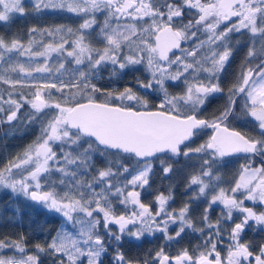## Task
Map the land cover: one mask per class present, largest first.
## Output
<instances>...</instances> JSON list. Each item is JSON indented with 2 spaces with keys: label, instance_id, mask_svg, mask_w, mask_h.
<instances>
[{
  "label": "snow or ice",
  "instance_id": "1",
  "mask_svg": "<svg viewBox=\"0 0 264 264\" xmlns=\"http://www.w3.org/2000/svg\"><path fill=\"white\" fill-rule=\"evenodd\" d=\"M30 3L35 14L66 11L83 22L76 30L32 27L27 43L20 36H0V85L7 86L6 96L0 92V122L17 120L27 104L29 119L42 123L36 142L0 168V187L61 214L67 226L46 244L34 245L32 252L23 237L0 239V253H18L0 254V264H45V259L51 264H103L113 242L111 264H264V240L242 242L250 222L264 231V210L245 205L251 201L264 207V0ZM25 15L24 0H0V23ZM93 32L102 47L88 40ZM235 34L248 37V52L225 90L222 75L233 54L230 42ZM66 63L75 67L66 68ZM137 65L150 74L147 83L138 80V85L162 94L155 108L131 86L117 94L93 83L106 67L116 75L125 69L139 71ZM166 81L183 83L182 94L170 95ZM217 96L224 98L222 108L210 118H200L209 98ZM241 117L255 122L260 138L229 126ZM205 129H211L209 138L191 147ZM161 154L202 160L188 181L189 188L196 186L198 197L211 192L201 228L194 226L188 203L179 210L170 207L171 193L155 196V210L142 202L152 161ZM236 154H244L248 163L226 190L219 187L213 167ZM107 156L122 160L109 161ZM96 157L104 158V168L95 167ZM256 157L261 158L259 166H253ZM126 160H135L136 167L130 168ZM162 171L167 174L172 168ZM213 205L223 206L215 223L209 218ZM117 206L124 211L118 214ZM234 212L240 214L239 222ZM228 222L231 227L225 231L222 225ZM172 225L174 235L169 232ZM186 229L203 237L191 252L183 249L170 256L160 248L129 259L120 250L125 238L135 242L157 232L178 243Z\"/></svg>",
  "mask_w": 264,
  "mask_h": 264
},
{
  "label": "trees",
  "instance_id": "2",
  "mask_svg": "<svg viewBox=\"0 0 264 264\" xmlns=\"http://www.w3.org/2000/svg\"><path fill=\"white\" fill-rule=\"evenodd\" d=\"M27 15L16 16L7 24L0 23V36L11 38L13 36H20L25 43H27V33L32 27L37 29L52 28V27H70L76 30L83 22L80 16L72 13L45 11L41 14H35L32 11L30 0H24ZM98 22H102L103 17H97ZM96 32L88 37L94 46L102 47L96 40ZM37 39H40L38 36ZM49 38L45 37V42ZM71 39V38H69ZM248 37L235 34L232 36L231 45L233 47V54L229 64L222 75V87L227 89L234 79L235 74L239 71L240 65L244 62L248 52ZM179 54V53H177ZM66 63V67H72ZM75 67V66H73ZM139 71H129L125 69L124 72L116 75L112 74V68L106 67L99 73V78L94 80L98 87L102 90L119 93L125 87L131 86L143 99L148 101L150 107L155 108L162 98V94L158 89H143L137 81L147 83L150 79V74L144 70L143 65H137ZM7 86L0 85V92H4L6 96ZM165 87L170 95L182 94L184 85L180 81H166ZM99 99L102 101L104 97L101 95ZM224 98L217 96L216 98H209L206 102L200 118H210L214 113L222 108ZM5 109L7 105L4 106ZM18 119L8 123L6 121L0 122V168L4 167L6 163L13 157L22 154L30 145L34 144L40 136L42 123L37 119L30 120V107L25 104L17 113ZM4 120V114L0 113V121ZM231 128L240 131L246 136H254L260 138V130L250 118L241 117L240 119L231 121ZM211 135V129H205L196 136V140L191 144V147H198L204 143ZM109 161H120L122 157L107 156ZM130 168L136 167L135 160L123 161ZM96 168H104L105 160L101 157H96L94 160ZM202 160L197 156L185 158L183 156L177 158H170L169 155L160 156L159 159L152 161L153 169L149 178V185L141 192V200L145 204H150L155 210V196L159 193L168 195L171 193L172 200L169 202L172 209L179 210L185 203L190 205V217L193 220L194 226L199 229L202 213L208 207L207 201L210 200V193L206 197H198L196 186L188 187V181L191 175L199 171V166ZM219 163L225 165H214L213 171L217 172L220 177L219 187L229 189L233 186V181L238 177L242 165L248 163L246 157H237L223 159ZM261 159L254 158L253 166H259ZM170 166L172 171L165 174L162 171L163 167ZM95 173H93L94 175ZM90 178V177H89ZM55 179V178H53ZM117 213L124 211L123 208L117 206ZM220 214L215 216V214ZM211 220L221 217L222 211L215 210L209 213ZM62 226H67L61 214L46 210L43 205L34 203L30 199L14 194L11 190L0 187V239L9 238L12 240L24 238L27 251L32 252L34 245L46 244ZM114 227V226H113ZM170 234L174 235L173 230L169 228ZM257 235L249 236L248 239H243V242H259L264 240V234L256 231ZM203 237L199 231H190L179 239V242H168L164 239L162 233L157 232L155 235H146L140 241H130L125 238L123 246L120 249L129 259H139L146 257L149 252L154 253L160 248H164L170 256L176 255L183 249H188L190 252L201 244ZM116 242H113L109 248V254L102 257L103 264H111L112 248L115 247ZM226 247V246H224ZM224 250V248H223ZM225 253V252H224ZM223 253V255H224ZM8 256L18 255L12 249H4L2 253ZM44 259V257H42ZM45 264H51V260L45 259Z\"/></svg>",
  "mask_w": 264,
  "mask_h": 264
},
{
  "label": "flooded vegetation",
  "instance_id": "3",
  "mask_svg": "<svg viewBox=\"0 0 264 264\" xmlns=\"http://www.w3.org/2000/svg\"><path fill=\"white\" fill-rule=\"evenodd\" d=\"M196 140V139H195ZM233 158H237V157H233ZM257 158H259V157H257ZM225 159H229V158H225ZM259 159H261V158H259ZM218 165H225L224 163H218ZM226 189V188H225ZM219 190V188H216V191H218ZM227 190V189H226ZM210 192H208L207 193V195L209 194ZM211 194V193H210ZM206 195V196H207ZM206 196H203V197H206ZM210 198H211V195H210ZM209 198V199H210ZM245 205L246 206H248V207H253L254 208V210H256V211H261V210H264V207H262L261 205H259L258 203H253V202H250V201H245ZM222 209H223V206L222 205H213L212 206V208L209 210V213L211 212V211H217V210H220V211H222ZM217 215H219L220 216V214L218 213V214H215V216H217ZM239 216H240V214L239 213H236V212H234L233 213V219L234 220H236V222H239ZM209 218H210V220H211V216L209 215ZM218 218H220V217H218ZM217 218V219H218ZM217 219H215L214 221L213 220H211L213 223H215L216 221H217ZM250 227L249 228H246L245 229V232L242 234V242H243V239H248V237L249 236H254V235H257V233H256V231H259V232H262V234H264V231H260L259 230V226H257V225H255L254 223H252V222H250ZM198 226H199V228H201L202 227V224L200 223V224H198ZM115 227V226H114ZM176 226L175 225H172L170 228H171V230H173L174 228H175ZM222 227H223V229L225 230V231H227V229L229 228V227H231V222H228V223H225V224H223L222 225ZM191 231V229H186V233H188V232H190ZM205 231H207V229H205ZM224 246H226V243H225V245ZM224 246H220L221 247V252H222V255H223V253H224V250H223V248H225ZM225 254V253H224Z\"/></svg>",
  "mask_w": 264,
  "mask_h": 264
},
{
  "label": "water",
  "instance_id": "4",
  "mask_svg": "<svg viewBox=\"0 0 264 264\" xmlns=\"http://www.w3.org/2000/svg\"><path fill=\"white\" fill-rule=\"evenodd\" d=\"M237 131V130H236ZM243 134V133H242ZM196 137L194 138V141H195ZM193 141V142H194ZM191 142V144L193 143ZM161 156H164V154H161ZM233 157H245L244 154H236V155H233V156H229V157H225V158H233ZM35 203V202H34Z\"/></svg>",
  "mask_w": 264,
  "mask_h": 264
},
{
  "label": "rangeland",
  "instance_id": "5",
  "mask_svg": "<svg viewBox=\"0 0 264 264\" xmlns=\"http://www.w3.org/2000/svg\"><path fill=\"white\" fill-rule=\"evenodd\" d=\"M53 58H54V60H55V54H53ZM50 63H51V62H50ZM52 66H53V67L58 66V62H57V63H53ZM73 66H74V65H73ZM73 66H72V67H73ZM65 67H66V64H65ZM72 67H69V69H71ZM66 68H67V67H66ZM65 78H67V76H66ZM250 202H251V201H250ZM69 230H72V229H69Z\"/></svg>",
  "mask_w": 264,
  "mask_h": 264
}]
</instances>
